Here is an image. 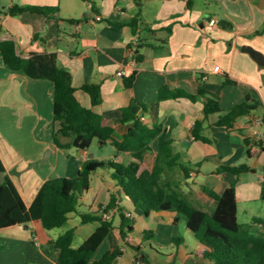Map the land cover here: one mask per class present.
Returning <instances> with one entry per match:
<instances>
[{"label": "crops", "instance_id": "crops-1", "mask_svg": "<svg viewBox=\"0 0 264 264\" xmlns=\"http://www.w3.org/2000/svg\"><path fill=\"white\" fill-rule=\"evenodd\" d=\"M88 1L96 5L98 14L89 8L80 19L78 6H71L66 0H11L4 6L18 2L58 6L60 10L49 16L29 12L0 15V39L15 40L24 57L35 52L57 53L60 65L71 72L75 95L85 107L117 119L122 109L131 105L147 125H163L174 151L185 152L186 161L196 165L190 178L183 182V190L198 206L209 210L216 203L204 186L223 193L234 179L231 172L217 171L220 164H248L250 171L242 174L237 184L238 218L240 221L241 212L245 219L242 223L254 217L264 218V150L260 145L264 146V65L243 50L252 46L264 55V33H257L264 26V0H203V6L192 0L190 8L187 0H160L153 19L142 14V21L134 22L135 33L131 23L141 13L143 0H122L120 7L117 2L121 0H103L101 4ZM212 18L217 20L214 26L209 25ZM224 21L233 27L226 28ZM135 35H139L138 43H143L138 53L140 60L135 54ZM131 48L135 49L134 54ZM218 65L220 69L215 71ZM119 71L123 74L118 75ZM133 72L135 81L127 88L126 79ZM226 79L234 83H226ZM86 83L100 84V104L93 105L90 95L82 89ZM200 85L225 111L243 103L249 95L260 105L250 115L239 117L232 129L216 124L220 114L211 115L203 126V133L210 140L204 142L192 133L196 121L204 117V97L198 94ZM163 87L198 96L196 100H161ZM53 91L51 80L34 79L11 70L0 51V156L6 165L5 176L13 179L28 206L46 180L74 179L84 161L93 157L108 159L91 155L89 149L55 143ZM126 128L127 125L118 127L121 132ZM246 138L251 140L249 145ZM157 143V139L153 140L154 148ZM132 159L130 154L125 161ZM111 174L98 170L92 175L80 210L101 213L114 197L131 213L135 231L123 239L119 229H115L99 248L95 260L120 245L123 252L114 264H209L197 253L200 242L186 222L175 220L176 211H152L148 216L140 211L136 218L135 206ZM113 214L119 225V216L114 210L109 215ZM66 224L69 227L55 235L40 221L22 225L25 232L18 233V239H11L18 246L3 264H59L58 250L52 242L73 228V245L78 247L100 222L83 223L79 213L72 212ZM254 229L259 231L263 226ZM78 235H82L80 242H76ZM95 260L90 264H97Z\"/></svg>", "mask_w": 264, "mask_h": 264}, {"label": "trees", "instance_id": "trees-1", "mask_svg": "<svg viewBox=\"0 0 264 264\" xmlns=\"http://www.w3.org/2000/svg\"><path fill=\"white\" fill-rule=\"evenodd\" d=\"M88 1V0H83ZM141 13L133 17L134 22L142 21ZM187 7H192V0H187ZM93 11L98 14V8L93 3ZM58 6L14 3L10 7L1 6L0 15L20 16L26 12L49 16L59 12ZM223 26L231 29V22L224 21ZM137 27L134 28V33ZM264 33V26L257 31ZM138 43L135 54L141 59ZM0 51L4 63L13 71L21 72L34 79H48L54 83V139L61 147H74L77 150H88L95 139L102 145H113L117 153H130L133 157L127 164L112 159L91 158L83 162L78 176L74 179L56 177L46 180L38 190L31 205H27L13 179L6 174L0 182V230L17 225L40 221L45 229L51 230L65 225L72 212H78L81 221H99L100 225L94 233L80 246L75 247V229L70 228L61 233L52 243L58 250L59 264H90L106 241L108 236L119 229L123 239L135 231V220L127 216L123 206L111 201L102 207L101 213L81 211V198L90 189L92 175L101 168H111V177L123 189V192L137 210L145 215L151 211H176L178 219L186 222L188 229L200 242L197 253L205 257L209 264H264V218L254 217L248 223H242L238 218L237 184L240 176L250 171L248 164L229 166L220 164L219 172H231L234 179L223 193H217L206 186L204 191L216 203L207 210L195 204L189 193L183 190V182L190 178L196 165L186 161L185 152H175L172 141L166 137V131L161 124L147 125L142 117L137 115L131 105L122 109L120 118H109L85 107L75 95L72 74L59 63L55 52L32 53L28 57L20 54L13 39H0ZM136 78L133 72L126 79V87L131 88ZM226 83H234L226 79ZM82 89L87 92L93 105L102 102L101 86L98 83H86ZM198 94L204 97V117L196 121L193 129L195 139L208 142L203 133L205 121L215 114H220L216 124L232 129L237 119L253 113L260 102L251 95L229 110H223L220 102L209 97L203 85ZM197 94H191L183 89L163 87L160 90L161 100L169 98H189L196 100ZM127 125L121 132L118 127ZM62 136H71L72 141L61 143ZM157 139V147L152 145ZM249 145L251 140L245 139ZM264 150L263 144H260ZM0 171L6 172V165L0 156ZM114 210L119 216L120 224H115ZM262 230H255L256 226ZM147 233H145L146 236ZM120 245L109 249L97 264H114L122 254Z\"/></svg>", "mask_w": 264, "mask_h": 264}, {"label": "rangeland", "instance_id": "rangeland-1", "mask_svg": "<svg viewBox=\"0 0 264 264\" xmlns=\"http://www.w3.org/2000/svg\"><path fill=\"white\" fill-rule=\"evenodd\" d=\"M9 1L11 0H0V4L1 6H4ZM95 1L100 4L103 3V0H95ZM66 3H68L71 6H74V5L78 6L79 11L78 10L77 11L79 14H81L80 19L84 18L85 17L84 14L88 12L89 8L87 6V3L84 2L83 0H66ZM122 3H123L122 0L117 2V6L120 7ZM159 3H160V0H143V6H142L143 14L145 15L147 19L154 18V16L157 14L159 10ZM196 3L198 5L203 6V0H196ZM108 4H109V1H108ZM82 8H83V11L81 12ZM89 151L91 155L96 153V154L105 156V158L107 157L108 159H112L116 162L123 163V164H127L125 159L128 158V156H130V153H123L120 156L116 157V154H117L116 148L111 144L99 145L98 139L94 140L93 144L89 148ZM99 171L108 175L110 172H112V169L111 168H101L99 169ZM4 176H5V173L0 171V181L4 180ZM96 177L97 176H95V180L97 179ZM139 213H140V210L136 209V212H135L136 218L139 215ZM240 221L241 222L245 221L242 212L240 213ZM23 227L24 226L22 225H17V226H13V230H10V231L6 229L0 230V264H3L4 260H6L9 256H11L10 251H12L13 248L15 249L17 248L18 245H15L11 239H16V238L18 239L19 238L18 233L25 232ZM65 227H69V224H65L64 226L59 227V228H54L51 233L54 235L59 234L62 231V229H64ZM11 231H14L16 234L14 236L11 235L10 234ZM77 237L78 238L76 242H80V240L82 239V235H78ZM2 245L4 246L3 248L1 247Z\"/></svg>", "mask_w": 264, "mask_h": 264}, {"label": "water", "instance_id": "water-1", "mask_svg": "<svg viewBox=\"0 0 264 264\" xmlns=\"http://www.w3.org/2000/svg\"><path fill=\"white\" fill-rule=\"evenodd\" d=\"M243 50L249 52L259 64L264 65V55L260 51L254 49L252 46H245ZM60 141L61 143L66 144L72 141V137L62 136Z\"/></svg>", "mask_w": 264, "mask_h": 264}, {"label": "built area", "instance_id": "built-area-1", "mask_svg": "<svg viewBox=\"0 0 264 264\" xmlns=\"http://www.w3.org/2000/svg\"><path fill=\"white\" fill-rule=\"evenodd\" d=\"M87 5H88V8H90V9L93 8V3H92V2H89V1H88V2H87ZM216 24H217V20H216L215 18H212V19L209 21V25H210V26H214V25H216ZM138 41H139V35H135V37H134V42H135V44H137ZM134 51H135V49H134V48H131V54H134ZM219 69H220V66H219V65L216 66V67L214 68L215 71H218ZM117 74H118V75H122L123 72H122V71H119ZM204 78L206 79L207 76H205ZM109 216H110V215H109ZM127 216H131V213L128 212V213H127Z\"/></svg>", "mask_w": 264, "mask_h": 264}]
</instances>
